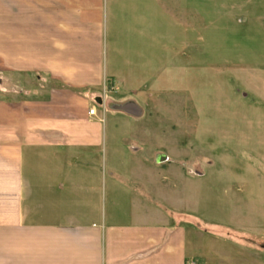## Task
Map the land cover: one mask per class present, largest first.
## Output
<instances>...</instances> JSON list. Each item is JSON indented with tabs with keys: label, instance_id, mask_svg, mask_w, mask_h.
<instances>
[{
	"label": "crops",
	"instance_id": "obj_1",
	"mask_svg": "<svg viewBox=\"0 0 264 264\" xmlns=\"http://www.w3.org/2000/svg\"><path fill=\"white\" fill-rule=\"evenodd\" d=\"M228 9L264 25V0ZM99 13L100 0H0V74L60 83L40 99L0 90V264H264V129L219 163L218 185L173 168L166 198L163 156L103 129L101 75L115 72Z\"/></svg>",
	"mask_w": 264,
	"mask_h": 264
},
{
	"label": "rangeland",
	"instance_id": "obj_2",
	"mask_svg": "<svg viewBox=\"0 0 264 264\" xmlns=\"http://www.w3.org/2000/svg\"><path fill=\"white\" fill-rule=\"evenodd\" d=\"M219 1L100 0V56L104 70L115 72L101 75L103 96L114 103L104 111L103 98L97 104L103 129L132 133L120 144L165 158L166 198L173 168L218 185L219 163L233 166L236 150L264 129L263 18ZM54 86L60 83L41 73L0 74L10 99L45 98ZM124 105L132 108L115 109ZM178 198L175 207L185 211V196Z\"/></svg>",
	"mask_w": 264,
	"mask_h": 264
},
{
	"label": "water",
	"instance_id": "obj_3",
	"mask_svg": "<svg viewBox=\"0 0 264 264\" xmlns=\"http://www.w3.org/2000/svg\"><path fill=\"white\" fill-rule=\"evenodd\" d=\"M132 107H130V106H126V105H124V106H117V107H115V109H118V110H122V111H129L130 109H131ZM165 158L163 157V159L162 160H164Z\"/></svg>",
	"mask_w": 264,
	"mask_h": 264
},
{
	"label": "built area",
	"instance_id": "obj_4",
	"mask_svg": "<svg viewBox=\"0 0 264 264\" xmlns=\"http://www.w3.org/2000/svg\"><path fill=\"white\" fill-rule=\"evenodd\" d=\"M94 112H95L94 108H91V109L89 110V115H94Z\"/></svg>",
	"mask_w": 264,
	"mask_h": 264
}]
</instances>
